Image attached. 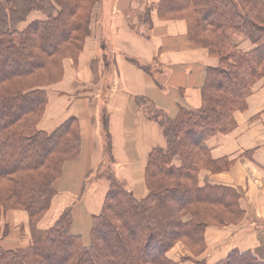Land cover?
Here are the masks:
<instances>
[{"label":"trees","instance_id":"16d2710c","mask_svg":"<svg viewBox=\"0 0 264 264\" xmlns=\"http://www.w3.org/2000/svg\"><path fill=\"white\" fill-rule=\"evenodd\" d=\"M97 2L0 0V220L9 211L26 210L32 232V244L24 250L0 246V264H175L167 254L177 243L203 254L207 227L238 226L244 220L241 191L201 187L198 171L219 174L233 165L227 158L214 160L207 143L235 129V112L245 110L253 85L264 76V0H160L159 18L185 20L191 43L219 60L217 68L207 70L201 107L180 108L171 118L151 106L146 117L159 125L167 146L150 154L149 195L139 200L113 173L108 175L111 188L102 214L94 218L89 244L73 234L69 211L53 228L36 229L50 208L64 163L80 155L82 138L76 119L50 134L39 130L48 104L46 88L60 81L64 57L76 58L82 50ZM33 12L45 19L28 22ZM233 33L255 48L241 52ZM137 103L150 105L145 98ZM124 205L127 209L117 213ZM141 220L146 225L140 227ZM216 264L264 260L235 249Z\"/></svg>","mask_w":264,"mask_h":264},{"label":"crops","instance_id":"0c3cea01","mask_svg":"<svg viewBox=\"0 0 264 264\" xmlns=\"http://www.w3.org/2000/svg\"><path fill=\"white\" fill-rule=\"evenodd\" d=\"M109 1L105 7L107 18L102 31L93 27V35L87 40L85 50L81 54L79 68L74 71L73 81L79 80L76 93L73 92L75 89L72 81L71 84L67 81L70 67L67 64L63 82L67 81L68 85L61 87L62 84H59L49 88L50 101L54 98L52 92H59V99L63 101L61 109L57 110L53 118L50 117V102L39 127L47 130L51 119L53 124L62 121L67 102L74 103L77 100V109H80V103L87 102L89 96L92 101L91 90L88 89L92 84V71L88 64L97 55L100 40H106L111 35L115 49L110 51L106 45L102 47L103 52L113 55L116 64L112 74L114 82L109 91L111 98L107 102L109 155L113 156L111 164L117 166V171L121 173L122 178L115 175L116 178H119L137 199H142L148 193L145 174L150 154L155 148H165L166 143L159 125L146 117L144 107L137 103V98H145L151 106L164 111L171 118L178 115L180 108L199 109L202 105V89L206 83L207 70L214 68L218 61L209 55L208 50L191 43L185 21L159 18L155 8L160 0H149V6L153 10V25L152 28H147L142 22L139 23V33L131 27L133 22L130 21L129 11L142 15L144 5L138 3L143 7L136 4L131 7V0ZM33 15L38 19L39 16L35 13L31 15V19ZM145 35H150V41L146 40ZM247 45L249 47V44ZM132 60L137 63L144 62L146 67H153L155 76L145 70L143 63L137 65ZM105 80L106 84L112 82L106 78ZM86 81L89 84L86 85ZM100 93L101 91L97 98H101ZM92 102H96L95 96ZM77 109H73L71 114L76 115L81 124V156L65 166L62 178L56 182L57 196L53 201L50 218L43 220L39 226L41 229L50 227L65 209L72 205L76 207L78 202L82 203L87 216L85 215L84 219L79 217L80 214L75 217L74 230L85 237L84 235L89 233L90 225L92 226V216H96L101 210L110 184L104 179L98 180L92 191L83 194V187L87 185L83 181L85 175L95 166L99 167L104 163L107 149L105 143H100L102 129L99 115L88 110H80L77 113ZM67 114L70 116V113ZM237 120L239 125L235 132L217 135L208 141L213 159L227 158L233 162V168L217 175L202 171L200 181L203 186L222 185L241 191L240 205L245 211V220L238 226L209 228L206 231L207 251L204 259L207 264L218 263L235 249L242 252L252 251L264 260V88L251 97L248 111L239 114ZM249 152L252 154V160L245 157ZM8 214L6 222H2V227L7 223L12 226L17 224L23 213ZM23 220V225L27 224L26 218ZM15 239V242L22 243L17 237ZM7 242L8 239L3 245L7 246ZM181 255H187L183 245H178L170 253L175 261H179L177 257Z\"/></svg>","mask_w":264,"mask_h":264},{"label":"rangeland","instance_id":"374dc122","mask_svg":"<svg viewBox=\"0 0 264 264\" xmlns=\"http://www.w3.org/2000/svg\"><path fill=\"white\" fill-rule=\"evenodd\" d=\"M109 2H110L109 0H98V2L95 5L93 11H91V15H90L91 16V18H90V25L88 27V35L84 39L85 41H84L82 50L80 51V53H78V55H77L76 58L75 57L72 58L70 56H65L64 57L63 62H62L63 63V74H62V77H61L60 81H57L56 83L51 84L50 86H48L46 88V94H47L48 104H47V107H46V110H45V114H46L47 108L49 106V103L51 102L50 107H49L50 117L53 118L55 116V113H57V110H60L61 109V105L63 104V101H61L59 99L60 94H59V92H56V91L52 92L53 95H54V98L50 101L51 93L49 92V88H53V87H55V85H59V84L60 85L62 84L61 87H63V85L67 86L68 85V82L67 81H69V83H70V81H72L71 83L74 84L73 85V89H75V90H73V92H74V94L76 93V89L78 87L79 80L76 79L75 81H73L74 80L73 79V76H74V73H75L74 71L79 68V60H80L81 54L85 50V47L87 45V40L89 38H91L92 35H93V27H96L97 29H99V30L102 31V27H104L105 20L107 18V13L105 11V7H106L107 3H109ZM138 3L143 4L144 7L142 5H140V4H138ZM135 4H136V6L137 5L142 6L143 9H144L142 15H139V13L138 12H135V11H131V10L129 11L130 12V15H129L130 17L129 18L131 19L130 21L133 22V25H131V27L133 28V31L139 33V28H138L139 23L142 22L144 25H146L147 28H150V25H153L152 14H151V18H150L151 19V24H146V22H145L146 21L147 12L149 10H152V8H150V6H149L150 5V1L149 0H131V7L134 6ZM145 6H146V9L148 8L147 10L145 9ZM34 13L37 16H39L38 19H45V16L42 15L41 13H39V12H33V14ZM34 19H36V18L33 15L31 20H34ZM31 20H28V22H30ZM183 21H185V20H183ZM145 37H146V40L147 41H150L149 40L150 39V35H145ZM232 39H233V43L236 45V47L241 52H243V53H248V52L252 51L255 48L254 44L250 40H248L247 38H245L244 36H241V35H238L236 33H233L232 34ZM247 44H249V47H248ZM105 45L109 48L110 51H113L115 49V47L113 45V40H112V36L111 35H109L106 40H103V39L100 40V42L97 45V48H98L97 49L98 50L97 51V55L94 56L91 59V61L89 62V64H88V68L92 71V76H91V79H90V80H92L91 81L92 84H91V86H89L88 89L91 90L92 101L94 100V96H95V101L96 102H92L91 99H90V96H89L88 101L85 99V101H87V102H81L80 103V105H81L80 106V109H77V105H76V103H78V102H76L77 100H75L74 103L73 102H67L68 106H67V108H65L66 109V113H65L64 118L62 119V121L56 122V124L57 123L58 124L56 125L54 123L55 124L54 125L53 124V119H51V123L47 125V130L46 129H40L39 125L43 121V119L45 118V114H44L43 117L41 118V120L38 123L39 130L44 131V132H47V133L50 134V133L55 132L58 128H60L63 125H65L69 120L76 119L77 122H78V126L80 128V133H81V137H82V129H81V124H80L79 118L76 115H72L71 114V111H73V109H77V113H79L80 110H82V111H84V110L87 111L88 110V111H91V113L96 112L99 115V117H100V120H99V122L101 124L100 129H102V132H101V140H100L101 142L100 143L101 144L105 143V146H106V149H107L108 144H109V134H110V133H108V129H107V125H106L107 124V120H108V115H107V110H108L107 108H108V106H107V102L111 98V94H110L109 91H110V88H111L110 85L114 82V81H112V78H113L112 77V74H113V72L115 70L116 64H114L113 55H111L109 52H108L109 54L106 53V52H103L102 47H104ZM209 55H210V53H209ZM211 57L212 58H215L218 61V64L214 67V68H217L219 66V60H218V58L213 57V56H211ZM138 62H140V61H138ZM140 63H143V66L145 67V70L150 75L155 76L156 71L154 70L153 67H146V65H144V62H140ZM67 64L70 66L69 67V70H68V77H67V81H64L63 82V80L65 78V73L67 71L66 70V65ZM105 78L108 81H112V82H109V83L106 84ZM90 80H89V82H90ZM63 83H65V84H63ZM117 83H118V81H117ZM85 84L87 85L89 83L86 81ZM85 84H84V86H86ZM263 88H264V76H262L260 79H258L255 82V84L253 85V87H252V94L247 98L245 110H239V111L235 112L236 127L229 134L235 132L238 129V125L239 124H238L237 116L239 114H243V113H246L248 111V109H249V100L251 99V97H253L254 94L259 89H263ZM100 91H101V93H100L101 98L99 96L98 98H100V99H98L96 96L98 95V93ZM70 100H71V98H70ZM143 107H144V110H145V115H146V113H149V112H151V114H152V107H151V105H145ZM67 113H70V116ZM262 126L264 127V122H263ZM229 134H227V135H229ZM217 135H221V134H217ZM217 135H215V136H217ZM165 143H166V141H165ZM166 146L167 145L165 144V148H161V149H166ZM81 150H82V138H81ZM109 154H110V152H108L106 150V156L104 157V159H105L104 160V163L102 165H99V167L95 166L94 169L91 172H89V173H87L85 175L83 181L87 185H85L83 187V194L86 193V192L92 191L93 188L96 186V184L101 179H104V181L108 185L110 184V186H111L110 180L107 177L111 173H113L114 175H118L119 178L121 177V173L117 171V166H113V164H111V160H113V156L110 157ZM80 156H81V152H80V155H78V157H76L75 159L70 160V161H66L64 163L63 168H62V171H61V176L57 179V181L62 178L63 173H64V170H65V166L69 162H72V161L77 160ZM247 159L252 160V154H250V157L247 158ZM173 163L177 167H179L181 165V162H180V159L179 158H176ZM233 166H234V164L230 167L229 170H231L233 168ZM202 171H207V172L212 173L211 170H207L206 168L201 169L200 171H198V182H199V185L201 187H203V185H201V181H200ZM225 172H227V171H225ZM212 174L213 175H217L216 173H212ZM119 178H117V179H119ZM56 182L54 184L55 194H54V196H53V198L51 200L50 208H49L48 212H46V214L41 219L38 220V222H37V228L36 229L37 230L46 231V230H49V229L53 228L56 225V223L58 222V220L61 218V216L63 214H65V212L69 211V213H70V215L72 217V228H71V230H72L73 234H76L77 232L74 230V228H75L74 227L75 226L74 225L75 217L77 215L79 216V214H80L79 217H81L82 219H84L85 218V215L87 216V214H85L86 213V210H83L84 208H82L83 207L82 206V203H79L78 204V202H77L76 207H74L75 205H72L71 207L65 209L62 212V214L59 216V218L50 227L47 226L44 229H41V227L39 226L40 223L43 220H45L47 218H50L49 214H50L51 209L53 207V203H54L53 201H54L55 197L57 196ZM123 185L125 186V189L127 191H130L131 192V190L124 183H123ZM207 185H210V184H207ZM207 185H205V186H207ZM110 186H108V190H107L106 195L104 197V200L102 202L101 210L99 211V213L96 216H92V218H91L92 224L94 222V218L100 216L102 214V212H103V209H104V207L106 205V202H107L108 193H109V190L111 188ZM147 191H148V188H147ZM131 194L134 196V194L132 192H131ZM73 195H74V197L76 196V194H73ZM148 195H149V192L147 193V196ZM147 196L145 198H142V199H139V200H144V199L147 198ZM165 196H166V199L170 198V196H168L167 194ZM126 209H127L126 208V205H124L122 207H117L116 210H117V213H122ZM10 212H12V214L13 213H16L17 215H20V213H23V214L19 218L17 224H13V226H12L10 223H7V224H5L4 227H2V222H4V223L6 222L7 215H9L8 213H10ZM24 218H26V222L25 223H27L25 225H23V221H24L23 219ZM145 218L146 219H149V217H145ZM244 220H245V217H244ZM244 220H243V222H244ZM137 224L140 227L143 226V225H146L145 222H143L142 220L139 221ZM229 226H231V225H229ZM225 227H227V226H225ZM91 228H92V226L90 225V229H89L88 235L86 236V234H85L84 235L85 237H83V241H84L85 244H89ZM209 228H219V227L209 226V227L206 228V230H205V246H206V248H205V251L203 252V254L201 253L200 255H197V253H194L193 251H191V249L188 247V245L186 243L179 242V243H177L168 252V254H167L168 255V258L173 263H175V264H182V263H186V262L187 263H192V264H197L198 262L205 260L204 259V254L207 251L206 231ZM222 228H224V227H222ZM31 233L32 232H31L30 214L26 210H22V211L21 210H13V211H9V212H7L6 214H4L1 217V220H0V242H1L0 243V246H2L4 249H6V250H12V251L26 249L27 247H29L32 244V234ZM76 235H80V234L77 233ZM80 236H82V235H80ZM16 237L18 238V240H20L22 242L21 244L18 243L19 241L15 242V240H16L15 238ZM7 239H8V242H7L8 244H7V246H5V245H3V243ZM12 239H13V241H12ZM178 245H183V248L186 250L187 255H185V257H184V256H182L183 255L182 254L181 257H177V256H179V254L177 253L176 254L177 255L176 257L178 258L179 261H175L172 258V256H170V253ZM24 264H29V263H24Z\"/></svg>","mask_w":264,"mask_h":264}]
</instances>
